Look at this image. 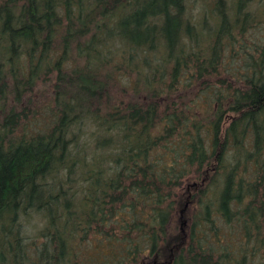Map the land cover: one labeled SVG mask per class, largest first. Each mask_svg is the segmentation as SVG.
Segmentation results:
<instances>
[{
    "label": "trees",
    "instance_id": "1",
    "mask_svg": "<svg viewBox=\"0 0 264 264\" xmlns=\"http://www.w3.org/2000/svg\"><path fill=\"white\" fill-rule=\"evenodd\" d=\"M246 2L0 0V264H264Z\"/></svg>",
    "mask_w": 264,
    "mask_h": 264
},
{
    "label": "rangeland",
    "instance_id": "2",
    "mask_svg": "<svg viewBox=\"0 0 264 264\" xmlns=\"http://www.w3.org/2000/svg\"><path fill=\"white\" fill-rule=\"evenodd\" d=\"M205 1L208 5L200 6V3H205ZM234 1L229 0V2ZM215 2L216 0H187V6L190 10L189 13L192 15L196 14L200 10V7H208V12L210 13L214 11L213 5ZM246 3L248 4L246 11L251 15V26L246 33L247 42L249 45L253 43L264 44V0H248ZM234 5L236 6V3Z\"/></svg>",
    "mask_w": 264,
    "mask_h": 264
}]
</instances>
